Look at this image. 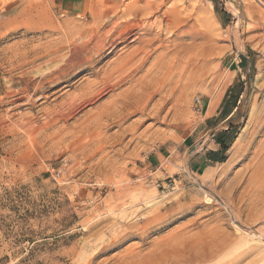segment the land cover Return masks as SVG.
Masks as SVG:
<instances>
[{
  "label": "rangeland",
  "instance_id": "rangeland-1",
  "mask_svg": "<svg viewBox=\"0 0 264 264\" xmlns=\"http://www.w3.org/2000/svg\"><path fill=\"white\" fill-rule=\"evenodd\" d=\"M143 1L0 0V264H264V0H157L155 17L176 8L187 31L177 94L158 119L157 97L145 117L94 119L133 83L71 119L53 115L91 80L85 72L24 102L46 67L31 45L90 27L99 7ZM242 53L252 64L233 144L196 170L190 134L228 84L227 60Z\"/></svg>",
  "mask_w": 264,
  "mask_h": 264
},
{
  "label": "bare ground",
  "instance_id": "bare-ground-1",
  "mask_svg": "<svg viewBox=\"0 0 264 264\" xmlns=\"http://www.w3.org/2000/svg\"><path fill=\"white\" fill-rule=\"evenodd\" d=\"M99 8L93 10L90 27L75 26L72 31H64L54 42H34L37 45H31L33 51L29 52L34 60L45 63L46 67L30 77L31 86L27 84L25 88L27 96L24 102L49 99L48 93L53 88L61 85L58 91L66 89L74 77L85 72L91 80L76 89L66 102L58 104L53 115L71 119L108 93L133 83L130 90L113 97L109 105L101 106L94 119H112L120 125L132 116L145 117L148 106L156 97L152 114L154 119H158L177 94V78L182 74L181 54L182 48H186L181 41L187 36V31L181 29L179 11L176 8L163 10L160 18L155 17L163 8V2L157 0H144L139 7L136 4L118 10ZM53 30L59 33L57 27ZM131 45L137 46L125 56L112 60L110 63L114 62L105 69L97 68L104 57L118 46L120 51ZM20 55L26 60L25 53ZM138 74L141 76L135 78ZM58 91H53L51 96ZM21 101L17 100L18 105Z\"/></svg>",
  "mask_w": 264,
  "mask_h": 264
},
{
  "label": "crops",
  "instance_id": "crops-1",
  "mask_svg": "<svg viewBox=\"0 0 264 264\" xmlns=\"http://www.w3.org/2000/svg\"><path fill=\"white\" fill-rule=\"evenodd\" d=\"M226 63L227 72L230 74L229 82L213 106H210L211 102L204 103L202 119L189 137V148H196L190 164L196 170L207 169L212 164L223 161L234 141V129L239 121L245 91L242 80L249 74L251 55L242 53L229 58Z\"/></svg>",
  "mask_w": 264,
  "mask_h": 264
},
{
  "label": "trees",
  "instance_id": "trees-1",
  "mask_svg": "<svg viewBox=\"0 0 264 264\" xmlns=\"http://www.w3.org/2000/svg\"><path fill=\"white\" fill-rule=\"evenodd\" d=\"M221 161V160H220Z\"/></svg>",
  "mask_w": 264,
  "mask_h": 264
}]
</instances>
